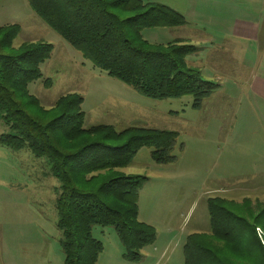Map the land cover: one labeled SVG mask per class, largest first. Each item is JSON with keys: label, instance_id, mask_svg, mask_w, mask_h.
Returning <instances> with one entry per match:
<instances>
[{"label": "trees", "instance_id": "trees-1", "mask_svg": "<svg viewBox=\"0 0 264 264\" xmlns=\"http://www.w3.org/2000/svg\"><path fill=\"white\" fill-rule=\"evenodd\" d=\"M30 10L70 47L140 96L162 101L190 96L199 110L216 84L202 79L186 58L197 48L181 40L151 44L141 31L177 28L185 17L159 3L142 0H26ZM21 28L0 26V121L8 132L0 145L12 151L27 150L45 159L58 182L55 200L57 228L61 232L63 264H96L103 251L92 236L94 227H112L130 263L142 259L144 248L156 239V229L138 219L139 191L147 180L130 177L128 167L137 152L150 148L158 165L176 160L172 150L177 132L130 126L83 127V98L73 92L44 108L28 91L42 79L41 65L53 46L44 41L13 47ZM50 88V80H43ZM183 145H179V151ZM209 231L187 235L183 264H264V203L220 197L206 200Z\"/></svg>", "mask_w": 264, "mask_h": 264}, {"label": "rangeland", "instance_id": "rangeland-1", "mask_svg": "<svg viewBox=\"0 0 264 264\" xmlns=\"http://www.w3.org/2000/svg\"><path fill=\"white\" fill-rule=\"evenodd\" d=\"M142 1L166 5L182 14L188 24L171 29H143L142 37L151 44H165L191 35L195 27L205 24L202 7L211 13L214 21H226L233 13L255 21L253 17L257 18L261 5V0ZM2 23H17L21 27L13 47L29 41H44L53 46L51 57L41 65L42 79L28 87L29 93L44 108L52 107L60 96L75 92L83 98L84 128L105 124L116 130L139 126L177 132L172 150L174 162L158 165L150 158L151 149L144 147L121 170L126 176L147 179L139 191L138 219H151L155 224L157 240L151 249L156 247V264H183L187 235L209 230L208 198L234 201L248 198L258 205L264 203V194H261L264 191V103L244 95L243 89L249 81L246 73L241 76L229 73L239 66L237 54H242L243 46L235 54L225 45L214 46L215 52L220 53L221 67L210 66L204 60L196 64L191 59L188 61V66L195 65L202 79L217 85L201 108L194 110L190 96L153 101L93 68L30 10L26 0H0ZM224 25L221 24L220 30ZM214 29L219 32L216 24ZM185 41L196 48L202 43L195 38ZM197 55L189 58L195 60ZM43 80H50V88L44 87ZM7 132L0 121V135ZM180 144L182 151H179ZM235 188L253 192L224 193ZM57 195L58 182L50 175L45 159L35 158L27 150L12 151L0 145V264H63L62 236L55 209ZM255 232L259 240V234L264 240L260 228H255ZM92 236L103 246L98 264H150L152 261L145 258L138 263L125 261L112 227H94Z\"/></svg>", "mask_w": 264, "mask_h": 264}, {"label": "crops", "instance_id": "crops-1", "mask_svg": "<svg viewBox=\"0 0 264 264\" xmlns=\"http://www.w3.org/2000/svg\"><path fill=\"white\" fill-rule=\"evenodd\" d=\"M196 2L197 1H194V3ZM196 6L193 7V12H195ZM232 7L235 9L237 8L234 5H232ZM237 10L239 11L238 8ZM201 11H202L203 23L205 22V24L200 25V28L195 27V29H193V31L191 32V35H188L187 37H185V39L184 38L176 39L187 43L185 40H190L195 38L196 40H200V42H202L200 44V48L197 47L199 48L198 51L194 53L196 55L199 53L197 55V58H195V60H192L193 58H189L190 57L189 55L186 58L187 63L190 59H191V63L193 64H196L197 62H203L204 60L205 63L210 66L217 65V67H221L223 66V64L222 62H220V58H221L220 53L215 52L214 46L223 47V45H225L227 50L229 52L231 51L234 52V54L236 51H238V49H240V46H243L242 48H244V51H242V54L241 53L237 54L238 56L237 60H239L240 63L239 66L236 69L235 68L234 69L232 68V70L230 69L229 73H232L233 76L235 75L241 76L242 73L243 74L246 73V75H248L247 78L249 79V81L247 83L246 89L245 88L243 89V91H245L244 95L251 96L253 99L258 98L257 100H261L264 103V0H261V5H260V9L258 10L257 18L253 17L255 21L254 20L250 21L248 20L247 17H242L240 15L242 18L241 19L240 17H237L234 13L228 16L226 21L225 20L214 21L213 20L214 18L211 16V13L207 12L205 7L204 8L202 7ZM222 23H225L226 25L222 27V30H220V26ZM215 24L216 26H218L219 32L216 29H214ZM3 25L6 24L3 23L0 24V26ZM186 25L188 24L186 23ZM199 56H201L202 58L198 60ZM247 56H249V58H247ZM193 64H192V68H195V65ZM235 78L237 79L238 77ZM263 173H264V169H263ZM239 192L250 193L253 191H249V192L239 191V188H235L233 190H224L225 194H232V195L238 194ZM261 194H264V191L261 192ZM242 200L237 202H241ZM140 221L155 227V224L152 222L151 219L150 220L148 219V221L141 219ZM167 229L171 230L170 227H167ZM171 232L172 231H170V233ZM156 240L157 237L155 241ZM151 247L152 246H148L143 249L142 258H145L146 260L152 259L150 264H156L157 262L155 261L156 257H154V252H156V247H153L152 249ZM101 256H99L96 264L99 263Z\"/></svg>", "mask_w": 264, "mask_h": 264}, {"label": "bare ground", "instance_id": "bare-ground-1", "mask_svg": "<svg viewBox=\"0 0 264 264\" xmlns=\"http://www.w3.org/2000/svg\"><path fill=\"white\" fill-rule=\"evenodd\" d=\"M258 230V229H257ZM259 237H260V240H261V242H262V239H261V236H260V234H259Z\"/></svg>", "mask_w": 264, "mask_h": 264}]
</instances>
